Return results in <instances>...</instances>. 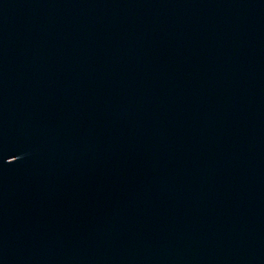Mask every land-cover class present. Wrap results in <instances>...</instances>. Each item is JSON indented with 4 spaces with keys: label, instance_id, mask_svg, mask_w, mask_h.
Instances as JSON below:
<instances>
[{
    "label": "water",
    "instance_id": "95a60500",
    "mask_svg": "<svg viewBox=\"0 0 264 264\" xmlns=\"http://www.w3.org/2000/svg\"><path fill=\"white\" fill-rule=\"evenodd\" d=\"M0 264H264V0H0Z\"/></svg>",
    "mask_w": 264,
    "mask_h": 264
}]
</instances>
